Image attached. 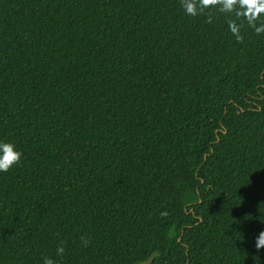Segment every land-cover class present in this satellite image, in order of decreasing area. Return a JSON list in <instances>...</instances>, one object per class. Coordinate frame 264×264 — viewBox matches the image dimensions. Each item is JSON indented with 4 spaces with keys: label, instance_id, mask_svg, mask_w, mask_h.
<instances>
[{
    "label": "trees",
    "instance_id": "trees-1",
    "mask_svg": "<svg viewBox=\"0 0 264 264\" xmlns=\"http://www.w3.org/2000/svg\"><path fill=\"white\" fill-rule=\"evenodd\" d=\"M207 11L0 0V264H264V34Z\"/></svg>",
    "mask_w": 264,
    "mask_h": 264
},
{
    "label": "clouds",
    "instance_id": "clouds-1",
    "mask_svg": "<svg viewBox=\"0 0 264 264\" xmlns=\"http://www.w3.org/2000/svg\"><path fill=\"white\" fill-rule=\"evenodd\" d=\"M181 7L186 15L196 17L207 14L206 23H212L213 15L207 11L218 9L219 13L228 16L227 24L230 32L239 42L243 41L241 28L246 22L257 34H264V0H180ZM257 21H260L259 25ZM23 153L17 149L16 145L8 141H0V172H8L15 165L19 164ZM161 216H167V212H162ZM264 222V221H262ZM81 241L86 247L89 240L81 237ZM255 248L257 251L264 249V231H261L256 238ZM65 248L63 244L57 246V256H63ZM258 256L253 257L255 260ZM43 264H57L50 257H45Z\"/></svg>",
    "mask_w": 264,
    "mask_h": 264
},
{
    "label": "rangeland",
    "instance_id": "rangeland-1",
    "mask_svg": "<svg viewBox=\"0 0 264 264\" xmlns=\"http://www.w3.org/2000/svg\"><path fill=\"white\" fill-rule=\"evenodd\" d=\"M137 264H150V260H147V261H144V262H140V263H137Z\"/></svg>",
    "mask_w": 264,
    "mask_h": 264
}]
</instances>
